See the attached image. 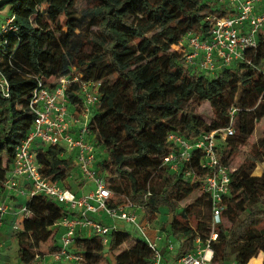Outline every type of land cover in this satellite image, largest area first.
<instances>
[{
	"label": "trees",
	"instance_id": "1",
	"mask_svg": "<svg viewBox=\"0 0 264 264\" xmlns=\"http://www.w3.org/2000/svg\"><path fill=\"white\" fill-rule=\"evenodd\" d=\"M39 1L14 0L6 6L16 31L0 38V77L9 93L4 98L0 92V189L16 146L31 128L28 99L35 78L47 80L73 70L83 80L100 83L89 129L103 150L96 170L108 179L111 203L128 200L145 207L150 225L161 209L169 213L160 230L181 242V257L192 250L197 236L203 241L209 237L211 201L201 182L211 172L199 167V152L171 172L163 164L176 150L168 136L176 133L191 141L225 129L235 109L233 135L219 142L218 151L227 150L221 161L227 167L231 157L243 150L245 156L230 172L229 195L215 227L219 240L213 262L247 264L261 253L264 264V168L260 176H252L264 164V129L251 142L255 125L264 118V35L255 50L245 52L244 62L208 78L190 74L172 47L189 32L208 35L207 16L225 14L215 0H50L45 9ZM75 39L80 44L74 45ZM76 91V85L68 91L71 105L78 103ZM203 102L210 109L207 122L197 110ZM61 155V148L49 146L38 150L37 161L46 178L72 188L66 180L74 164ZM194 195L198 197L185 202ZM26 208L31 215L13 235L18 262L40 264L42 244L50 241L48 253L58 250L53 225L66 211L41 196ZM74 246L83 258L80 264H100L106 256L112 264H153L146 244L127 232L112 233L107 249L99 237L78 233Z\"/></svg>",
	"mask_w": 264,
	"mask_h": 264
},
{
	"label": "built area",
	"instance_id": "2",
	"mask_svg": "<svg viewBox=\"0 0 264 264\" xmlns=\"http://www.w3.org/2000/svg\"><path fill=\"white\" fill-rule=\"evenodd\" d=\"M215 1L217 8L225 14L207 16L208 35L202 38L189 32L178 45L172 47L183 57L190 74L208 78L244 62L245 52L257 48L258 38L264 31V0ZM13 20L7 15L0 21V38L9 31H16ZM35 80L28 99L31 128L16 146L12 164L1 184L4 196L0 199V227L5 216L11 212L18 220L11 228L19 231L20 223L31 215L26 204L32 198L41 196L63 207L66 215L53 225L57 231L58 250L43 256L40 264H80L83 258L74 246L78 233L86 238L99 237L101 245L107 249L114 232H127L131 238L144 242L152 253L153 264H217L213 262V246L219 240L215 227L221 224V213L225 209L223 198L229 195L231 172L221 163L218 144L233 135L235 109L230 110V125L225 129L191 141L176 133L168 136V141L176 150L163 159V164L171 172H177L184 163L189 164L193 152L200 153L199 167L211 172L201 182V191L208 194L211 201L209 237L203 241L197 236L192 250L177 257L181 242L153 228L145 217V207L128 200L113 205L108 179L96 170L103 150L92 140L89 124L92 111L100 101V83L83 80L73 70L65 76ZM74 85L77 86L79 100L71 105L68 91ZM0 92L4 98L9 96L8 84L3 77H0ZM49 146L61 148V157L74 164V190L43 175L37 152ZM192 175L186 173V176ZM72 177L73 173L68 179ZM195 178L196 175H193L192 180ZM18 199L22 200L21 205L12 209L8 202ZM259 256L263 264L261 253L254 258ZM38 259L39 256L35 255L34 261Z\"/></svg>",
	"mask_w": 264,
	"mask_h": 264
},
{
	"label": "rangeland",
	"instance_id": "3",
	"mask_svg": "<svg viewBox=\"0 0 264 264\" xmlns=\"http://www.w3.org/2000/svg\"><path fill=\"white\" fill-rule=\"evenodd\" d=\"M39 2H40V5L43 6V8L45 9V8L48 7L50 0H40ZM79 6H80V3L78 4V7ZM7 15H8V11H7V7L5 6V7L1 8V10H0V21H3L6 18ZM60 20L64 21L63 18H60ZM84 31L86 33H89V34L91 33L88 28L84 29ZM93 31L95 32L96 29H94ZM76 33H78V32H76ZM261 35H264V31L262 32ZM78 44H80L79 39H75L74 40V45H78ZM197 110L200 113L201 118L205 122H207V117L210 114V109H209L208 103H206V102L201 103L198 106ZM263 129H264V118L258 124L255 125V130H254V133H253V136H252V139H251L252 143H255L256 140L263 135ZM218 154H219V158L222 161L227 156V150L224 147L220 148L219 151H218ZM244 156H245V150L240 152L238 155L233 156L230 159H228L229 169L231 171L237 169L243 163ZM263 168H264V164L257 166L256 169L253 171L252 176H260L261 171L263 170ZM72 173H73V177L71 178V180L67 179L66 183L68 182L67 184H69V186L72 185V188L74 190V188H75L74 187V185H75V183H74L75 176H74V172H72ZM197 197H198L197 195H194L191 199H189V200H187L185 202L192 201L194 198H197ZM179 206H183V202L179 203ZM161 210H162V213L158 214L157 217H156V219H158V220L157 221L155 220V221H153L151 223V226L153 228H155V229H157V228L161 229L164 226L163 224L170 219V214L167 213L163 209H161ZM144 214H145L146 219L148 220V216L146 214V210L144 211ZM18 223L19 222H17V224ZM3 230H4V233H3L4 235L0 234V243H3V247L2 248H3L4 256H3V260H0V263L1 264H12V263L14 264L15 262L19 263L18 262V256H17L16 240L13 238V235L17 231H15L12 228H10L9 225H5L3 227ZM6 240H9L8 244H5ZM49 246H50V241L45 242L44 244H42L39 247V249L37 251V254H41L42 256L43 255L46 256V254H48V247ZM39 261L42 262L43 261V257H41V260H39ZM230 261L228 263L232 264V262H230ZM46 264H48V263H46ZM100 264H112V259L109 258V257L108 258H104L101 261ZM248 264H261V260L254 258V259H251Z\"/></svg>",
	"mask_w": 264,
	"mask_h": 264
},
{
	"label": "crops",
	"instance_id": "4",
	"mask_svg": "<svg viewBox=\"0 0 264 264\" xmlns=\"http://www.w3.org/2000/svg\"><path fill=\"white\" fill-rule=\"evenodd\" d=\"M3 196H4V193L0 190V199L3 198ZM8 203L11 205L12 209H17L18 206L21 205L22 200H21V199H18L16 202H15L14 200H11V201L8 202ZM161 212H162V210H161ZM16 220H17V218H15V217L12 215L11 212H10L9 214H7V215L5 216V218L3 219L2 226L0 227V234H3V233H4L3 227H4L5 225H9L10 228H11L13 222L16 221ZM3 235H4V234H3ZM8 243H9V240H6V241H5V244H8ZM2 247H3V243H0V260H3V256H4V254H3V248H2ZM0 264H1V263H0ZM12 264H13V263H12ZM14 264H19V263L15 262Z\"/></svg>",
	"mask_w": 264,
	"mask_h": 264
},
{
	"label": "water",
	"instance_id": "5",
	"mask_svg": "<svg viewBox=\"0 0 264 264\" xmlns=\"http://www.w3.org/2000/svg\"><path fill=\"white\" fill-rule=\"evenodd\" d=\"M14 0H0V9L11 4Z\"/></svg>",
	"mask_w": 264,
	"mask_h": 264
}]
</instances>
